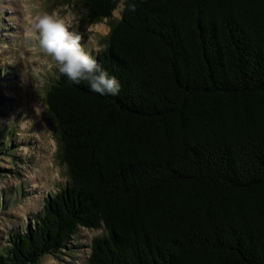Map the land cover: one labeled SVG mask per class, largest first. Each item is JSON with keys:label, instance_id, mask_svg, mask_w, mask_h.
Here are the masks:
<instances>
[{"label": "trees", "instance_id": "trees-1", "mask_svg": "<svg viewBox=\"0 0 264 264\" xmlns=\"http://www.w3.org/2000/svg\"><path fill=\"white\" fill-rule=\"evenodd\" d=\"M81 2L87 26L111 24L85 51L120 90L49 77L68 180L0 264L67 256L80 229L104 230L88 264H264V0ZM15 134L0 126V159Z\"/></svg>", "mask_w": 264, "mask_h": 264}, {"label": "rangeland", "instance_id": "rangeland-1", "mask_svg": "<svg viewBox=\"0 0 264 264\" xmlns=\"http://www.w3.org/2000/svg\"><path fill=\"white\" fill-rule=\"evenodd\" d=\"M31 3L39 7L30 12L25 0H0V71L9 73L6 82L0 83V98L4 104L9 103V109L0 114V126L14 128L13 141L19 144L14 149L15 157L0 159V251L8 248L10 234L25 229L42 209L46 197L58 192L68 180L67 167L59 156L55 123L44 101L46 83L58 69L47 66L50 58L29 51V19L37 12H56L70 31L81 36L84 49L92 45L97 51L104 47L111 31L108 20L87 26L86 7L81 0H71L69 5L65 0ZM122 8L120 4L113 21L120 19ZM14 74L17 82L10 85ZM21 188L23 195L17 197ZM103 234V229H80L69 255L46 256L39 264H88L92 242Z\"/></svg>", "mask_w": 264, "mask_h": 264}, {"label": "clouds", "instance_id": "clouds-1", "mask_svg": "<svg viewBox=\"0 0 264 264\" xmlns=\"http://www.w3.org/2000/svg\"><path fill=\"white\" fill-rule=\"evenodd\" d=\"M25 7L31 12L39 6L25 0ZM28 23L29 51L50 58L47 62L49 68L58 69L76 84L87 82L95 93L113 96L119 93V81L85 51L81 36L70 31L65 19L58 13L37 12Z\"/></svg>", "mask_w": 264, "mask_h": 264}]
</instances>
